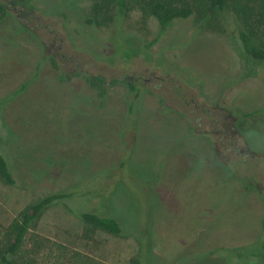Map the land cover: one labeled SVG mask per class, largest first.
I'll return each mask as SVG.
<instances>
[{
	"label": "rangeland",
	"instance_id": "374dc122",
	"mask_svg": "<svg viewBox=\"0 0 264 264\" xmlns=\"http://www.w3.org/2000/svg\"><path fill=\"white\" fill-rule=\"evenodd\" d=\"M0 2V153L17 181L0 182V232L72 195L31 230L25 264H130L143 247L148 264H264V66L238 40L194 16L155 41L135 4L98 27L92 0ZM85 75L123 82L101 96ZM83 212L124 235L85 237Z\"/></svg>",
	"mask_w": 264,
	"mask_h": 264
},
{
	"label": "trees",
	"instance_id": "16d2710c",
	"mask_svg": "<svg viewBox=\"0 0 264 264\" xmlns=\"http://www.w3.org/2000/svg\"><path fill=\"white\" fill-rule=\"evenodd\" d=\"M92 4L87 23L98 27L112 23L117 27L135 4L147 18L152 17L157 22L160 32L155 41L178 21L199 16L203 27L211 21H218L225 35L240 42L248 60L254 65L264 66V0H92ZM10 15L8 5L0 2V25ZM84 78L101 96H106L108 86L123 82L118 79L108 81L102 75H85ZM124 84L130 92H139V87L135 84ZM132 112L130 108V113ZM256 114L257 112L251 113V116ZM0 182L8 187H17L9 163L1 153ZM71 197L66 193L49 194L24 208L12 224L0 232V264H25L23 255L31 230L50 207ZM76 216L84 224L85 237H90L96 231L119 237L124 235L121 224L114 218L102 217L94 212H83ZM148 255L143 247L139 257L130 264H148ZM84 260L86 264H97L88 257H84Z\"/></svg>",
	"mask_w": 264,
	"mask_h": 264
},
{
	"label": "flooded vegetation",
	"instance_id": "af4514ba",
	"mask_svg": "<svg viewBox=\"0 0 264 264\" xmlns=\"http://www.w3.org/2000/svg\"><path fill=\"white\" fill-rule=\"evenodd\" d=\"M109 84V83H108Z\"/></svg>",
	"mask_w": 264,
	"mask_h": 264
}]
</instances>
